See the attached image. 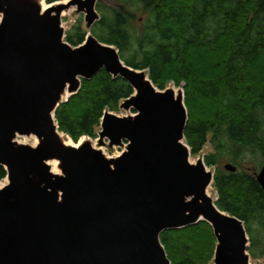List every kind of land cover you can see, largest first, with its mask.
I'll list each match as a JSON object with an SVG mask.
<instances>
[{
    "label": "water",
    "instance_id": "95a60500",
    "mask_svg": "<svg viewBox=\"0 0 264 264\" xmlns=\"http://www.w3.org/2000/svg\"><path fill=\"white\" fill-rule=\"evenodd\" d=\"M98 1L43 10L38 0H0V166L8 180L0 188V264H171L161 234L201 221L216 238L213 264H251L244 222L209 195L215 173L204 160H190L183 90L157 89L91 33ZM71 8L90 30L78 47L61 24ZM101 70L134 91L120 104L134 114L105 111L101 120L99 145L124 148L114 158L89 141L66 144L55 121L82 80ZM25 136L38 143L17 141ZM254 175L264 191V164Z\"/></svg>",
    "mask_w": 264,
    "mask_h": 264
},
{
    "label": "trees",
    "instance_id": "16d2710c",
    "mask_svg": "<svg viewBox=\"0 0 264 264\" xmlns=\"http://www.w3.org/2000/svg\"><path fill=\"white\" fill-rule=\"evenodd\" d=\"M101 1L91 33L114 46L126 65L146 71L157 89L182 88L191 155L211 144L214 152L204 162L216 167V205L244 222L251 257L263 258L264 191L244 164L247 155L261 157L257 169L264 164V0H117L142 9L141 26L125 5ZM86 35L79 22L66 42L78 47ZM133 93L127 81L101 70L55 111L59 131L74 143L97 139L105 111L119 112ZM223 159L236 172L220 167ZM6 178L0 166V181ZM160 239L171 264H213L216 238L205 221L165 231Z\"/></svg>",
    "mask_w": 264,
    "mask_h": 264
},
{
    "label": "rangeland",
    "instance_id": "374dc122",
    "mask_svg": "<svg viewBox=\"0 0 264 264\" xmlns=\"http://www.w3.org/2000/svg\"><path fill=\"white\" fill-rule=\"evenodd\" d=\"M38 1L41 4H43V3L48 4L46 0H38ZM101 3H103L106 6L114 7V8H121L122 5H125L123 2L117 1V0H102ZM125 7L130 13L135 15V19H132V22L134 24L138 25V26H141L144 23L145 19L147 18V15L142 11V9H137L135 7L128 6V5H125ZM96 10L101 15L99 10L97 9V6H96ZM65 12H67V13H66V15L62 16V23H61L62 27L65 30V41H66V33L69 32L71 29H73V27H75L79 22L82 24V27L86 31V34L90 33V30L86 29V23H85V19H84V14L77 13L76 12V8H71L70 10L65 11ZM167 88H173L176 93H177V91L182 89L181 87L180 88L175 87L171 83L167 86ZM114 114L117 115V116L123 117V116L134 114V112L132 110L125 111L123 109H120L119 112H116ZM63 136H65L63 138H65L66 140L71 142L70 143L71 145H77V143H74L72 141V139H70L68 136H66L64 134H63ZM83 139L85 141H89L94 148L101 150L105 154V156H107V157H113V158L117 157L124 150L123 147L109 148L107 145L106 146L99 145L97 139H91L89 137H85ZM17 141L19 143H21V144H27V145H31V146H35L38 143L37 140L34 142V137L33 136H31V137H26V136L25 137H17ZM105 142H106V144H108L107 140H105ZM212 152H214V150H213L211 144L209 143V144L206 145L204 151L201 154H199L197 156H192L191 155L190 160H191V162H197L199 159H203L204 160L205 155H207L209 153H212ZM245 160L247 161L244 164L245 167H247L248 169H254L255 172H259L260 171L261 168H259V169H257V168L259 166V161L261 160V157L257 156L255 158H253V157H249L247 155V158H245ZM226 163H228V162L225 159H223V160L220 161V165L219 166L220 167H224V165ZM207 169L209 171H211V172H214V173L216 172V167H207ZM59 172H60V170L58 169V173ZM7 184H8V180L6 178V179L0 181V188H2L3 186H5ZM208 193H209L210 196L213 197L214 200L217 199V194L214 191L213 186L208 188ZM249 254H250V252H249ZM250 257H251V255H250ZM250 263L251 264H264V257L261 258V259H253L251 257Z\"/></svg>",
    "mask_w": 264,
    "mask_h": 264
},
{
    "label": "bare ground",
    "instance_id": "6f19581e",
    "mask_svg": "<svg viewBox=\"0 0 264 264\" xmlns=\"http://www.w3.org/2000/svg\"><path fill=\"white\" fill-rule=\"evenodd\" d=\"M65 3V2H64ZM42 7H43V10H46V9H48L49 8V6L47 5V4H45V3H43L42 4ZM66 13L67 12H63V14H62V16L63 15H66ZM61 136L62 137H65V136H63V134H61ZM85 138V137H84ZM37 139L34 137V142L36 141ZM64 141H65V143L66 144H68V145H71L70 143V141H68V140H66L65 138H64ZM23 142V141H22ZM83 142H85V140L82 138L80 141H79V143H77V144H81V143H83ZM36 144V143H35ZM103 148V147H102ZM50 165H51V168H52V171L54 172V173H58V163L56 162V161H52V162H50ZM60 173V172H59ZM212 197V196H211Z\"/></svg>",
    "mask_w": 264,
    "mask_h": 264
},
{
    "label": "flooded vegetation",
    "instance_id": "af4514ba",
    "mask_svg": "<svg viewBox=\"0 0 264 264\" xmlns=\"http://www.w3.org/2000/svg\"><path fill=\"white\" fill-rule=\"evenodd\" d=\"M62 1V0H61Z\"/></svg>",
    "mask_w": 264,
    "mask_h": 264
}]
</instances>
